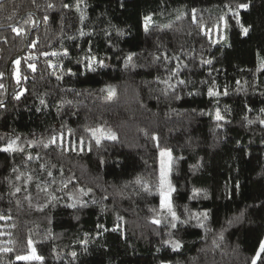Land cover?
<instances>
[{"label":"trees","instance_id":"trees-1","mask_svg":"<svg viewBox=\"0 0 264 264\" xmlns=\"http://www.w3.org/2000/svg\"><path fill=\"white\" fill-rule=\"evenodd\" d=\"M0 73V264H264V0H3Z\"/></svg>","mask_w":264,"mask_h":264},{"label":"snow or ice","instance_id":"snow-or-ice-1","mask_svg":"<svg viewBox=\"0 0 264 264\" xmlns=\"http://www.w3.org/2000/svg\"><path fill=\"white\" fill-rule=\"evenodd\" d=\"M48 7H53V5L49 4ZM63 7L68 8L69 5L68 4H64ZM240 8H246L247 5L244 4H240L239 5ZM195 11V10H194ZM83 19V17H81ZM45 20L48 19L47 16L44 17ZM151 20V17H146L145 21H146V26H147V22ZM32 24H35V21H29ZM13 31L16 32L17 35H20L21 33L24 32L23 28H13ZM247 29H244L245 34H247ZM81 35H84L83 32H81ZM34 46V45H33ZM44 55H48V53H44ZM52 55H56V53H52ZM65 55H67V52H65ZM129 61L131 60V56H129L127 58ZM17 65L16 68V78H17V83H19L20 81V71H19V65H20V60H16L14 62ZM94 63V58L89 59L88 63L86 64V67L88 68L89 71H95V68L92 66ZM207 63H210V61H208ZM52 66V65H50ZM105 65L103 64V62H100V67H104ZM28 67L35 71V65L34 64H28ZM0 76H3V73H0ZM181 83H183V81H181ZM0 87H3L2 85H0ZM220 93L213 91L212 89H209L208 91V95L211 96H218ZM225 95L227 94L226 92L224 93ZM19 97H17L18 99ZM179 97H177L178 99ZM41 103H44V101L42 100ZM216 119L217 120H223L224 117L221 116L220 112L217 111L216 113ZM261 123H264V121H261ZM97 133H100V135L98 136ZM92 136L93 138L96 140V143L99 144L101 138H106L109 140H116L117 136L115 133H104L103 129H94L92 130ZM155 138V137H154ZM19 138L15 139V140H10L6 146H4L3 148H0V151H4V152H11V151H16L17 150V140ZM81 143H83V141H81ZM46 146V145H45ZM161 156H167L169 158V170H170V163H171V152H161ZM29 159H31V157H29ZM49 175H51V173H49ZM167 175H168V170L165 169L163 162H162V167H161V173H160V184H161V208L162 209H166L168 211V213L171 216V220L173 221L171 223V228L175 229L177 227V223L176 221L179 220V217L177 216L176 212L173 210V206H172V202H171V194L172 192L175 191V188L171 185V183L167 180ZM166 189V190H165ZM17 191H19V189H17ZM195 195V193H194ZM69 207H75V205H69ZM205 219L207 218V213H203L202 214ZM2 218V217H0ZM196 219H199V216L195 217ZM154 224L159 225L161 223V221L159 219H154L152 221ZM201 227H203V224L200 225ZM29 247H31L32 242L29 241ZM165 244H170L173 251H178L181 247L180 242L175 241V242H170V241H165ZM4 251H9V249H4ZM261 251L264 252V244L261 245ZM259 256V253L257 254ZM72 256L75 257L76 253L73 252ZM17 259L20 260H40L42 259V257L38 256L36 254V251L34 248H32V251L30 253V255H26V256H18ZM252 264H256V260L254 259L252 261Z\"/></svg>","mask_w":264,"mask_h":264},{"label":"water","instance_id":"water-1","mask_svg":"<svg viewBox=\"0 0 264 264\" xmlns=\"http://www.w3.org/2000/svg\"><path fill=\"white\" fill-rule=\"evenodd\" d=\"M1 1H3V0H0V2H1ZM28 13H29V12H25V13H23V14L18 18V20H17L16 22H14V23H12V24H10V25H8V26H10V27L15 26L16 23L19 22V21H20V20H21L26 14H28ZM38 25H39V20H37L35 26H34L31 30H29V31L27 32L26 37H25L26 42H25V46H24L23 50H22L21 52H19L18 54L14 55L13 57H11V59L8 61L7 65H6V68H5V76H6V96H5V98H4V100H3L2 102L6 101V99H7V97H8V92H9V76H8V73H9V67H10V64H11V62H12L14 59H16L17 57L21 56L23 53L26 52V50H27V48H28V45H29V43H28V37H29V34H30V32H31L32 30L36 29V28L38 27ZM8 26H7V27H8ZM2 102H0V104H1Z\"/></svg>","mask_w":264,"mask_h":264},{"label":"rangeland","instance_id":"rangeland-1","mask_svg":"<svg viewBox=\"0 0 264 264\" xmlns=\"http://www.w3.org/2000/svg\"><path fill=\"white\" fill-rule=\"evenodd\" d=\"M148 17H150V16H148ZM143 25L145 26L146 25V21H145V19H144V21H143ZM66 145L67 146H70V147H72V148H80L81 147V142H74V143H66ZM163 152H167V151H163ZM162 162H163V165H164V167H165V169L166 170H168L169 171V158L167 157V156H160V167H162ZM166 190V189H165ZM161 195V194H160ZM164 219H166V215H165V213H163V216H162ZM262 244H264V236H263V238H262V240H261V242H260V244H259V247H258V250H257V252L259 253L260 252V250H261V245ZM257 253V254H258Z\"/></svg>","mask_w":264,"mask_h":264}]
</instances>
